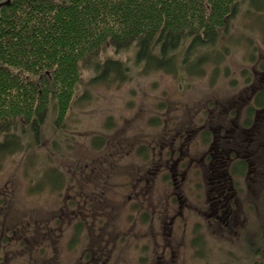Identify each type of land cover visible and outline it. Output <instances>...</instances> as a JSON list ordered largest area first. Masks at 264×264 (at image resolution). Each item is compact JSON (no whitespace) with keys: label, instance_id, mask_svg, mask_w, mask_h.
Returning <instances> with one entry per match:
<instances>
[{"label":"rangeland","instance_id":"obj_1","mask_svg":"<svg viewBox=\"0 0 264 264\" xmlns=\"http://www.w3.org/2000/svg\"><path fill=\"white\" fill-rule=\"evenodd\" d=\"M245 3L204 72L133 67L122 83L85 85L63 128L50 113L40 145L0 160V264H264V107L246 112L264 89V10ZM220 127L242 145L229 218L210 215L208 169L200 175V135L211 142ZM173 142L191 149L185 191L200 184L182 203L164 179ZM54 167L65 188L38 190Z\"/></svg>","mask_w":264,"mask_h":264},{"label":"trees","instance_id":"obj_2","mask_svg":"<svg viewBox=\"0 0 264 264\" xmlns=\"http://www.w3.org/2000/svg\"><path fill=\"white\" fill-rule=\"evenodd\" d=\"M245 2L264 10V0H12L0 11V160L40 145L50 113L63 128L85 85L122 83L133 67L204 72L206 58L223 57L214 46ZM253 101L247 119L264 107V89ZM42 175L38 190L65 188L58 168ZM83 226L74 225L70 247Z\"/></svg>","mask_w":264,"mask_h":264},{"label":"flooded vegetation","instance_id":"obj_3","mask_svg":"<svg viewBox=\"0 0 264 264\" xmlns=\"http://www.w3.org/2000/svg\"><path fill=\"white\" fill-rule=\"evenodd\" d=\"M231 131L232 129L223 131V128L220 127L219 130H217L218 136L214 137L211 142L204 136L205 132L200 135L204 140V152L202 154L204 162H202L203 167L200 171V175H204L205 171L208 169V179L211 181V187L208 192L213 195L211 198L213 202L210 207V215H215L217 218H221L222 215L229 218L233 207L232 197L234 195V189L231 187L232 172L234 173L237 168L233 167V164L237 159L236 157H238L236 156V153H238L237 148L242 149V145L230 134ZM162 147L166 148L167 146L163 145ZM171 148L172 149L168 148L165 152L170 159H168V163L164 165L163 170H165L166 174L164 179L167 178V181L172 184V187L180 191V193L176 192L178 194L171 195L172 202L174 203L177 201L182 203L184 197L187 198L189 193L198 191L197 186H200V184L197 185L199 182H192L191 180V183H189L190 188L187 187L188 192L185 191L186 179L189 178L190 173L193 171L191 169L193 160L189 157V155H191V149L188 146L183 149L180 147L176 148L175 142L171 144ZM205 167L206 170H204ZM183 207L184 205L182 204L181 210ZM159 214V217L163 219V221H166L170 216L168 210H160ZM92 257L93 254L91 253L90 258Z\"/></svg>","mask_w":264,"mask_h":264},{"label":"water","instance_id":"obj_4","mask_svg":"<svg viewBox=\"0 0 264 264\" xmlns=\"http://www.w3.org/2000/svg\"><path fill=\"white\" fill-rule=\"evenodd\" d=\"M12 0H3L0 2V11L3 9L5 5L11 4Z\"/></svg>","mask_w":264,"mask_h":264}]
</instances>
